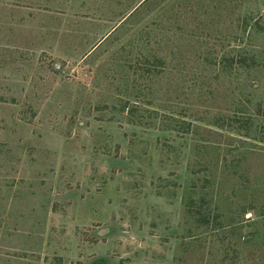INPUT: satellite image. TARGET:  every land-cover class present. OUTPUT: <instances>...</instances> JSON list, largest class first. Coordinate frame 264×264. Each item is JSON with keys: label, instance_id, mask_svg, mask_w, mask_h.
I'll return each instance as SVG.
<instances>
[{"label": "rangeland", "instance_id": "obj_1", "mask_svg": "<svg viewBox=\"0 0 264 264\" xmlns=\"http://www.w3.org/2000/svg\"><path fill=\"white\" fill-rule=\"evenodd\" d=\"M0 264H264V0H0Z\"/></svg>", "mask_w": 264, "mask_h": 264}]
</instances>
